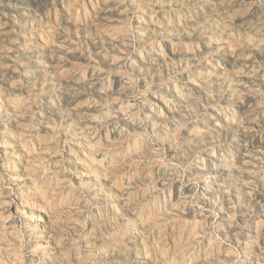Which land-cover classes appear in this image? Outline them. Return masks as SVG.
I'll use <instances>...</instances> for the list:
<instances>
[{"label":"rangeland","instance_id":"rangeland-1","mask_svg":"<svg viewBox=\"0 0 264 264\" xmlns=\"http://www.w3.org/2000/svg\"><path fill=\"white\" fill-rule=\"evenodd\" d=\"M263 119L264 0H0V264H251Z\"/></svg>","mask_w":264,"mask_h":264},{"label":"bare ground","instance_id":"bare-ground-1","mask_svg":"<svg viewBox=\"0 0 264 264\" xmlns=\"http://www.w3.org/2000/svg\"><path fill=\"white\" fill-rule=\"evenodd\" d=\"M161 22V21H160ZM123 36V35H122ZM110 37V36H109ZM115 37V36H114ZM113 38V37H112ZM121 43V42H120ZM154 46V45H153ZM145 48V47H144ZM150 48V47H149ZM151 49V48H150ZM153 52V51H152ZM154 53H155V51H154ZM140 55V54H139ZM212 58V57H211ZM205 61V60H204ZM203 62V61H202ZM148 63H149V61H148ZM208 63V62H207ZM114 65V64H113ZM196 65V64H195ZM194 65V66H195ZM118 68V67H117ZM196 68V67H195ZM224 68V67H223ZM177 69V68H176ZM191 69V68H190ZM143 70H144V68H143ZM192 70V69H191ZM215 72V71H214ZM220 72V71H219ZM141 73V72H140ZM184 74V73H183ZM216 74H218V73H216ZM109 75V74H108ZM151 75V74H150ZM196 75V74H195ZM116 76V75H115ZM177 76V75H176ZM215 76V75H214ZM120 77H122V76H120ZM182 77V76H181ZM259 77V76H258ZM257 77V78H258ZM100 78V77H99ZM147 78V77H146ZM111 79V78H110ZM120 80V79H119ZM123 79H121V81H122ZM205 80V79H204ZM191 81V80H190ZM202 81V80H201ZM114 82V81H113ZM204 82V81H203ZM104 83V82H103ZM101 84V83H100ZM105 84V83H104ZM163 84V83H162ZM197 84V83H196ZM99 85V84H98ZM121 85V84H120ZM87 86H88V84H87ZM104 86V85H103ZM124 86V85H123ZM89 87V86H88ZM178 87V86H177ZM90 88V87H89ZM94 88V87H93ZM171 88H172V85H171ZM198 88V87H197ZM173 89V88H172ZM176 89V88H175ZM184 89V87L182 88V90ZM187 89H188V87H187ZM102 90V89H101ZM125 90V89H124ZM174 90V89H173ZM210 90V89H209ZM116 91V90H115ZM118 91H119V89H118ZM121 91V90H120ZM180 92H182V91H180ZM208 92V91H207ZM191 93H193V92H191ZM123 94V93H122ZM152 94V93H151ZM261 94V93H260ZM54 95V94H53ZM129 95V94H128ZM150 95V94H149ZM253 95V94H252ZM46 96V95H45ZM127 96V95H126ZM178 96V95H177ZM189 96V95H188ZM221 96H223V95H221ZM44 97V96H43ZM55 97V96H54ZM168 97V96H167ZM179 97V96H178ZM256 97V96H255ZM202 98V97H201ZM245 98V97H244ZM124 99V98H123ZM130 99V98H129ZM199 99V98H198ZM51 101H52V99H50ZM184 100V99H183ZM220 100V99H219ZM222 100H223V98H222ZM241 100V99H240ZM260 99H258V101H259ZM65 101V100H64ZM63 101V102H64ZM179 101V100H178ZM243 101V100H242ZM128 102V101H127ZM132 102V101H131ZM176 102V101H175ZM209 102V101H208ZM211 102V101H210ZM238 102V101H237ZM243 102H245V101H243ZM121 103H122V101H121ZM123 103H125V101H123ZM258 103V102H257ZM260 103V102H259ZM151 104H152V102H151ZM164 104V103H163ZM211 104V103H210ZM214 104V103H213ZM54 105H56V104H54ZM76 105V104H75ZM98 105V104H97ZM131 105V104H130ZM144 105V104H143ZM147 105V104H146ZM149 105V104H148ZM175 105H176V103H175ZM174 105V106H175ZM236 105V104H235ZM248 105V104H247ZM254 105V104H253ZM257 105H259V104H257ZM116 106V105H115ZM156 106V105H155ZM213 106V105H212ZM216 106H218V105H216ZM234 106V105H233ZM238 106V105H237ZM244 106H245V104H244ZM255 106V105H254ZM104 107V106H103ZM131 107V106H130ZM135 107V106H134ZM159 107V106H158ZM211 107V106H210ZM220 107V106H219ZM223 107V106H222ZM230 107V106H229ZM228 107V108H229ZM251 107V106H250ZM126 108V107H125ZM136 108H138V107H136ZM179 108V107H178ZM184 108V107H183ZM183 108H181L182 110H183ZM206 108V107H205ZM243 108V107H242ZM257 108V107H256ZM128 109V108H127ZM141 109V108H140ZM148 109V108H147ZM158 109V108H157ZM163 109V108H162ZM215 109V108H214ZM244 109H245V107H244ZM154 110H156V109H154ZM167 110V109H166ZM165 110V111H166ZM216 110V109H215ZM231 110H233L232 108H231ZM139 111V110H138ZM138 111L136 112V113H138ZM158 111H160V110H158ZM213 111V110H212ZM225 111V110H224ZM227 111V110H226ZM225 111V112H226ZM252 111V110H251ZM259 111V110H258ZM262 111V110H261ZM122 112V111H121ZM120 112V113H121ZM156 112V111H155ZM181 112V111H180ZM204 112V111H203ZM202 112V113H203ZM253 112V111H252ZM252 112H251V114H252ZM129 113V112H128ZM130 113H131V111H130ZM144 113V112H143ZM154 113V112H153ZM159 113V112H158ZM158 113H156V115L158 114ZM187 113V112H186ZM207 113V112H206ZM221 113V112H220ZM254 113V112H253ZM255 113H257V112H255ZM259 113V112H258ZM38 114V113H37ZM141 114V113H140ZM182 114V113H181ZM185 114V113H184ZM184 114H182V115H184ZM195 114H197V113H195ZM224 114H226V113H224ZM243 114V113H242ZM261 114V113H260ZM127 115V114H126ZM133 115V114H132ZM137 115V114H136ZM147 115V114H146ZM153 115V114H152ZM161 115V114H160ZM194 115V114H193ZM199 115V114H198ZM210 115V114H209ZM211 115H213V114H211ZM215 115V114H214ZM227 115V114H226ZM229 115V114H228ZM259 115V114H258ZM125 116V115H124ZM131 116V115H130ZM129 116V117H130ZM141 116V115H140ZM143 116V115H142ZM151 116V115H150ZM167 116V115H166ZM221 116V115H220ZM249 116V115H248ZM254 116V115H253ZM253 116H250V117H253ZM263 116V115H262ZM136 117V116H135ZM145 117V116H144ZM210 117V116H209ZM243 117V116H242ZM246 117H247V115H246ZM249 117V118H250ZM259 117V116H258ZM128 118V117H127ZM126 118V119H127ZM133 118V117H132ZM152 118V117H151ZM163 118V117H162ZM173 118V117H172ZM177 118V117H176ZM228 117H226V119H227ZM245 118V117H244ZM253 118H255V117H253ZM101 119H103V118H101ZM136 119V118H135ZM134 119V120H135ZM147 119V118H146ZM178 119V118H177ZM230 119H232V118H230ZM259 119V118H258ZM128 120V119H127ZM133 120V119H132ZM150 120V119H149ZM174 120H176V119H174ZM192 120V119H191ZM190 120V121H191ZM197 120V119H196ZM264 120V119H263ZM185 121V120H184ZM194 121V120H193ZM201 121V120H200ZM203 121V120H202ZM202 121H201V123H202ZM136 122H139V121H136ZM142 122V121H141ZM208 122V121H207ZM210 122V121H209ZM223 122V121H222ZM228 122H229V120H228ZM109 123V122H108ZM127 123V122H126ZM159 123H161V122H159ZM193 123V122H192ZM204 123V122H203ZM230 123V122H229ZM236 123V122H235ZM110 124V123H109ZM108 124V125H109ZM147 124H148V122H147ZM158 124V123H157ZM188 124V123H187ZM191 124V123H190ZM194 124H196V122L194 123ZM122 125V124H121ZM140 125V124H139ZM144 125V124H143ZM160 125V124H159ZM185 125V124H184ZM219 125V124H218ZM217 125V126H218ZM234 125V124H233ZM243 124H241V126H242ZM83 126V125H82ZM141 126V125H140ZM195 126V125H194ZM148 127V126H147ZM161 127H162V125H161ZM185 127V126H184ZM103 128V127H102ZM122 128H125V127H122ZM146 128V127H145ZM178 128V127H177ZM182 128V127H181ZM188 128H189V126H188ZM212 128V127H211ZM243 128V127H242ZM247 128V127H246ZM70 129V128H69ZM87 129V128H86ZM104 129V128H103ZM128 129V128H127ZM186 129V128H185ZM46 130V129H45ZM114 130V129H113ZM116 130V129H115ZM129 130V129H128ZM238 130V129H237ZM108 131V130H107ZM127 131V130H126ZM132 131V130H131ZM138 131V130H137ZM168 131V130H167ZM175 131V130H174ZM180 130H178V132H179ZM186 131V130H185ZM184 131V132H185ZM249 131V130H248ZM87 132V131H86ZM133 132V131H132ZM134 132H135V130H134ZM134 132H133V134H134ZM170 132V131H169ZM168 132V133H169ZM181 132V131H180ZM187 132V131H186ZM185 132V133H186ZM212 132V131H211ZM68 133V132H67ZM116 133V132H115ZM136 133H138V132H136ZM140 133V132H139ZM262 133V132H261ZM155 134V133H154ZM165 134H167V133H165ZM164 134V135H165ZM210 134V133H209ZM213 134V133H212ZM66 135V134H65ZM116 135V134H115ZM126 135V134H125ZM171 135H172V131H171ZM176 135H177V133H176ZM191 135H193V134H191ZM109 136V135H108ZM134 136V135H133ZM132 136V137H133ZM166 136V135H165ZM180 136V135H179ZM189 136V135H188ZM229 136V135H228ZM139 137V136H138ZM177 137V136H176ZM204 137V136H203ZM240 137V136H239ZM238 137V138H239ZM97 138V137H96ZM107 138V137H106ZM112 138V137H111ZM115 138V137H114ZM119 138H121V137H119ZM126 138H127V136H126ZM169 138V137H168ZM196 138V137H195ZM194 138V139H195ZM198 138V137H197ZM262 138H264V137H262ZM141 138H139V140H140ZM199 139V138H198ZM115 140V139H114ZM119 140V139H118ZM126 140V139H125ZM172 140H174V138L172 139ZM215 140V139H214ZM245 140V139H244ZM43 141V140H42ZM100 141V140H99ZM101 141H102V139H101ZM183 141H185V140H183ZM187 141V140H186ZM190 141V140H189ZM240 141V140H239ZM260 141H262V140H260ZM128 142V141H127ZM167 142V141H166ZM169 142V141H168ZM193 142V141H192ZM197 142V141H196ZM227 142H229V140L227 141ZM247 142V141H246ZM78 143V142H77ZM100 143V142H99ZM225 142H223V144H224ZM232 143V142H231ZM244 143V142H243ZM8 144V143H7ZM95 144V143H94ZM128 144V143H127ZM215 144V143H214ZM261 143H259V145H260ZM140 145V144H139ZM216 145V144H215ZM218 145V144H217ZM232 145V144H231ZM248 145V144H247ZM246 145V146H247ZM263 145V144H262ZM120 146V145H119ZM131 146V145H130ZM147 146V145H146ZM169 146H170V144H169ZM168 146V147H169ZM184 146V145H183ZM220 146V145H219ZM227 146V145H226ZM246 146H244V148L246 147ZM115 147H116V145H115ZM132 147V146H131ZM140 147H141V145H140ZM180 147V146H179ZM211 147H213V145L211 146ZM215 147V146H214ZM218 147V146H217ZM120 147H118V149H119ZM150 148V147H149ZM149 148H147V149H149ZM170 148V147H169ZM181 148V147H180ZM186 148V147H185ZM188 148V147H187ZM210 148V147H209ZM223 148V147H222ZM151 149V148H150ZM183 149V148H182ZM208 149V148H207ZM215 149V148H214ZM213 149V150H214ZM238 149V148H237ZM154 150V149H153ZM173 150V149H172ZM184 151H185V149H183ZM220 150V149H219ZM261 150V149H260ZM121 151V150H120ZM130 151V150H129ZM225 151V150H224ZM230 151V150H229ZM240 151V150H239ZM29 152V151H28ZM118 152V151H117ZM138 152V151H137ZM150 152V151H149ZM171 152V151H170ZM175 152V151H174ZM198 152V151H197ZM249 152V151H248ZM78 153V152H77ZM81 153V152H80ZM135 153V152H134ZM154 153V152H153ZM181 153V152H180ZM201 153V152H200ZM205 153V152H204ZM213 153H215L214 151H213ZM219 153V152H218ZM137 154V153H136ZM230 154H232V153H230ZM247 154V153H246ZM195 155V154H194ZM204 155V154H203ZM236 155V154H235ZM251 155V154H250ZM90 156V155H89ZM129 156H130V154H129ZM197 156H198V154H197ZM229 156H233V155H229ZM119 157V156H118ZM126 157V156H125ZM147 157V156H146ZM177 157V156H176ZM192 157V156H191ZM194 157V156H193ZM201 158H202V156H200ZM199 157V158H200ZM218 157V156H217ZM228 157V156H227ZM238 157V156H237ZM247 157V156H246ZM101 158V157H100ZM99 158V159H100ZM106 158V157H105ZM151 158V157H150ZM178 158H180V156L178 157ZM215 158V157H214ZM224 158V157H223ZM231 158V157H230ZM233 158V157H232ZM235 158V157H234ZM233 158V159H234ZM77 159V158H76ZM94 159V158H93ZM104 159V158H103ZM133 159V158H132ZM147 159V158H146ZM193 159V158H192ZM191 159V160H192ZM251 159V158H250ZM254 159H256V158H254ZM111 160V159H110ZM115 160V159H114ZM119 160V159H118ZM141 160V159H140ZM143 160V159H142ZM194 160V159H193ZM220 160H221V158H220ZM227 160V159H226ZM10 161V160H9ZM11 161H13V160H11ZM90 161V160H89ZM136 161L138 162V159L136 158ZM144 161H145V159H144ZM186 161V160H185ZM213 161V160H212ZM211 161V162H212ZM227 161H229V160H227ZM243 161H245V160H243ZM64 162H65V160H64ZM67 162V161H66ZM102 162V161H101ZM114 162V161H113ZM146 163H147V161H145ZM190 163H191V161H189ZM192 162H194V161H192ZM247 162V161H246ZM19 163V162H18ZM98 163V162H97ZM111 163V162H110ZM117 163V162H116ZM124 163V162H123ZM139 163H141V162H139ZM145 163V164H146ZM186 163V162H185ZM221 163V162H220ZM244 163V162H243ZM64 164V163H63ZM101 164V163H100ZM107 164V163H106ZM138 164V163H137ZM144 164V163H143ZM189 164V163H188ZM211 164V163H210ZM216 164V163H215ZM215 164H213V166L215 165ZM218 164V163H217ZM248 164V163H247ZM260 164V163H259ZM19 165V164H18ZM101 165H103V164H101ZM131 165V164H130ZM146 165H148V164H146ZM212 165V164H211ZM227 165V164H226ZM237 165V164H236ZM245 165V164H244ZM135 166V165H134ZM139 166V165H138ZM144 166V165H143ZM151 166V165H150ZM187 166H189V165H187ZM191 166V165H190ZM207 166V165H206ZM216 166V165H215ZM221 166V165H220ZM254 166V165H253ZM137 167V166H136ZM226 167V166H225ZM9 168V167H8ZM63 168V167H62ZM141 168V167H140ZM144 168V167H143ZM142 168V169H143ZM190 168V167H189ZM196 168V167H195ZM198 168V167H197ZM206 168V167H205ZM220 168L221 167H219V170H220ZM246 168H248V167H246ZM64 169V168H63ZM138 169V168H137ZM154 169V168H153ZM202 169V168H201ZM221 169H223V168H221ZM237 169V168H236ZM264 169V168H263ZM129 170V169H128ZM146 170V169H145ZM150 170V169H149ZM155 170V169H154ZM194 170V169H193ZM249 170V169H248ZM254 170V169H253ZM34 171V170H33ZM94 171V170H93ZM136 171V170H135ZM139 171V170H138ZM142 171V170H141ZM152 171V170H151ZM202 171V170H201ZM51 172V171H50ZM53 172H54V170H53ZM131 172V171H130ZM140 172V171H139ZM150 172V171H149ZM193 172V171H192ZM198 172V171H197ZM65 173V172H64ZM67 173V172H66ZM91 173V172H90ZM160 173V172H159ZM169 173V172H168ZM167 173V174H168ZM171 173V172H170ZM169 173V174H170ZM173 173V172H172ZM191 173V172H190ZM224 173V172H223ZM234 173V172H233ZM250 173V172H249ZM257 172H255V174H256ZM264 173V172H263ZM56 174H57V172H56ZM76 174H78V173H76ZM126 174V173H125ZM138 174V173H137ZM140 174V173H139ZM141 174H143L142 172H141ZM166 174V175H167ZM189 174V173H188ZM199 174V173H198ZM258 174V173H257ZM62 175H63V173H62ZM123 175V174H122ZM220 175V174H219ZM223 175V174H222ZM240 175V174H239ZM135 176H136V174H135ZM208 176V175H207ZM213 176V175H212ZM243 176H245V175H243ZM257 176V178H258V175H256ZM21 177V176H20ZM145 177V176H144ZM165 177V176H164ZM191 177V176H190ZM209 177H211V176H209ZM255 177V176H254ZM14 178V177H13ZM58 178V177H57ZM157 178V177H156ZM202 178H205V177H202ZM216 178V177H215ZM219 178V177H218ZM248 178H250V177H248ZM70 179V178H69ZM168 179V181H169V178H167ZM174 180L176 179L175 178V176H174V178H173ZM196 179V178H195ZM220 179V178H219ZM253 179H255V178H253ZM261 179H263V178H261ZM261 179H260V181H261ZM47 180V179H46ZM45 180V181H46ZM208 180V179H207ZM245 180V179H244ZM87 181V180H86ZM148 181V180H147ZM159 181H161L160 179H159ZM158 181V182H159ZM163 181H164V179H163ZM203 181V180H202ZM231 181V180H230ZM257 181V180H256ZM157 182V183H158ZM199 182V181H198ZM218 182V181H217ZM251 182V181H250ZM249 182V183H250ZM252 182H253V180H252ZM54 183V182H53ZM201 183V182H200ZM206 183V182H205ZM209 183V182H208ZM244 183V182H243ZM245 183H246V180H245ZM58 184V183H57ZM96 184V183H95ZM153 184V183H152ZM156 184V183H155ZM174 184H175V182H174ZM207 184V183H206ZM220 184H221V182H220ZM10 185V184H9ZM8 185V186H9ZM149 185V184H148ZM167 185V184H166ZM208 185V184H207ZM228 185V184H227ZM262 185V184H261ZM7 186V187H8ZM23 186V185H22ZM44 186V185H43ZM69 186V185H68ZM105 186V185H104ZM109 186V185H108ZM152 186V185H151ZM204 186V185H203ZM260 186V185H259ZM116 187V186H115ZM146 187V186H145ZM148 187V186H147ZM169 187H170V185H169ZM177 187H179V185L177 186ZM202 187V186H201ZM230 187V186H229ZM232 187V186H231ZM261 187V186H260ZM2 188V187H1ZM20 188H21V186H20ZM60 188V187H59ZM135 188V187H134ZM264 188V187H263ZM64 189V188H63ZM62 189V190H63ZM66 189V188H65ZM137 189V188H136ZM135 189V190H136ZM139 189H140V187H139ZM138 189V190H139ZM143 189H144V187H143ZM142 189V190H143ZM152 189L154 190V188H153V186H152ZM168 189V188H167ZM166 189V190H167ZM171 189V188H170ZM206 189V188H205ZM237 189V188H236ZM240 189V188H239ZM245 189V188H244ZM18 190V189H17ZM86 190V189H85ZM96 190V189H95ZM151 190V189H150ZM179 190H181V189H179ZM179 190H177V191H179ZM211 190V189H210ZM72 191V190H71ZM107 191H108V189H107ZM125 191V190H124ZM123 191V192H124ZM129 191V190H128ZM156 191V190H155ZM161 192H162V190H160ZM171 191V190H170ZM196 191V190H195ZM200 191V190H199ZM252 191V190H251ZM250 191V192H251ZM59 192V191H58ZM81 192V191H80ZM79 192V193H80ZM146 192H147V190H146ZM180 192H182V191H180ZM184 192H186V191H184ZM220 192V191H219ZM247 192V191H246ZM64 193V192H63ZM97 193V192H96ZM129 193V192H128ZM131 193V192H130ZM136 193V192H135ZM160 193V192H159ZM193 193V192H192ZM200 193V192H199ZM198 193V194H199ZM202 193V192H201ZM259 193V192H258ZM147 194V193H146ZM182 194V193H181ZM190 194V193H189ZM231 194V193H230ZM240 194V193H239ZM250 194V193H249ZM249 194H247V195H249ZM262 194V193H261ZM68 195V194H67ZM81 195V194H80ZM96 195V194H95ZM154 195V194H153ZM157 195V194H156ZM160 195V194H159ZM163 195V194H162ZM225 195H227V194H225ZM251 195V194H250ZM258 195V194H257ZM11 196V195H10ZM61 196V195H60ZM63 196V195H62ZM99 196V195H98ZM125 196V195H124ZM139 196V195H138ZM186 196H187V194H186ZM227 196H229V198H230V195H227ZM239 196V195H238ZM13 197V196H12ZM73 197H74V195H73ZM154 197V196H153ZM155 197H157V196H155ZM168 197V196H167ZM177 197V196H176ZM224 197V196H223ZM226 197V196H225ZM252 197V196H251ZM10 198V197H9ZM61 198V197H60ZM133 198V197H132ZM150 198V197H149ZM160 198V197H159ZM172 198V197H171ZM191 198H192V196H191ZM199 198V197H198ZM200 198H202V197H200ZM212 198V197H211ZM228 198V197H227ZM226 198V199H227ZM237 198V197H236ZM239 198V197H238ZM93 199V198H92ZM138 199V198H137ZM136 199V200H137ZM187 199H188V197H187ZM231 199V198H230ZM234 199V198H233ZM244 199V198H243ZM260 199V198H259ZM263 199V198H262ZM24 200V199H23ZM61 200V199H60ZM77 200V199H76ZM130 200V199H129ZM141 200V199H140ZM178 200V199H177ZM232 200V199H231ZM13 201V200H12ZM83 201V200H82ZM105 201V200H104ZM195 201V200H194ZM208 201V200H207ZM213 201V200H212ZM223 201V200H222ZM221 201V202H222ZM225 201V200H224ZM233 201V200H232ZM257 201V200H256ZM7 202V201H6ZM152 201L150 200V202L149 203H151ZM182 202V201H181ZM186 202H188V201H186ZM205 202V201H204ZM2 203V202H1ZM73 203V202H72ZM160 203V202H159ZM197 203V202H196ZM202 203V202H201ZM206 203V202H205ZM228 203V202H227ZM234 203V202H233ZM13 204V203H12ZM16 204V203H15ZM14 204V205H15ZM20 204V203H19ZM58 204V203H57ZM133 204H134V202H133ZM145 204V203H144ZM167 204V203H166ZM184 204V203H183ZM204 204V203H203ZM209 204V203H208ZM213 204V203H212ZM217 204V203H216ZM226 204V203H225ZM89 205V204H88ZM107 205H108V203H107ZM2 206V205H1ZM70 206V205H69ZM155 206V205H154ZM160 206V205H159ZM167 206V205H166ZM185 206V208H186V205H184ZM224 206V205H223ZM248 206V205H247ZM4 207V206H3ZM71 207V206H70ZM98 207V206H97ZM100 207V206H99ZM116 207V206H115ZM126 207V206H125ZM137 207V206H136ZM148 207V206H147ZM189 207V206H188ZM255 207V206H254ZM6 208V207H5ZM105 208V207H104ZM141 208V207H140ZM139 208V209H140ZM143 209H145L144 207H142ZM156 208V207H155ZM247 208V207H246ZM2 209V208H1ZM10 209V208H9ZM96 209V208H95ZM101 209V208H100ZM187 209V208H186ZM185 209V210H186ZM191 209H192V207H191ZM235 209V208H234ZM257 209V208H256ZM8 210V209H7ZM13 210H15V209H13ZM97 210V209H96ZM114 210V209H113ZM147 210V209H146ZM184 210V211H185ZM238 210V209H237ZM250 210V209H249ZM5 211H6V209H5ZM75 211V210H74ZM87 211V210H86ZM105 211V210H104ZM183 211V210H182ZM183 211V212H184ZM188 211V210H187ZM189 211H191V210H189ZM239 211V210H238ZM261 211H263V210H261ZM96 212V211H95ZM99 212V211H98ZM116 212V211H115ZM182 212V213H183ZM218 212H220V210L218 211ZM223 212V211H222ZM243 212V211H242ZM258 212V211H257ZM7 213V212H6ZM5 213V214H6ZM12 213V212H11ZM94 213V212H93ZM137 213V212H136ZM139 213H141L140 211H139ZM169 213V212H168ZM177 213V212H176ZM193 213H194V211H193ZM202 213V212H201ZM221 213V212H220ZM234 213V212H233ZM232 213V214H233ZM235 213H236V210H235ZM248 213V212H247ZM9 214H10V212H9ZM17 214V213H16ZM180 214V213H179ZM184 214V213H183ZM188 214V213H187ZM237 214V213H236ZM11 215V214H10ZM58 215V214H57ZM95 215V214H94ZM138 215V214H137ZM156 215V214H155ZM171 215V214H170ZM177 215V214H176ZM220 215V214H219ZM238 215H239V213H238ZM252 215H253V213H252ZM251 215V216H252ZM254 215H258V214H254ZM6 216H9V215H6ZM75 216V215H74ZM77 216V215H76ZM96 216V215H95ZM167 216V215H166ZM174 216V215H173ZM183 216V215H182ZM201 216V215H200ZM204 216V215H203ZM209 216V215H208ZM221 216V215H220ZM244 216H246V215H244ZM259 216H260V214H259ZM262 216V215H261ZM37 217V216H36ZM142 217V216H141ZM161 217V216H160ZM195 217V216H194ZM223 217V216H222ZM224 217H225V220H224V222H225V227L227 228V232L229 231V232H231L232 231V226H230V223H229V221H228V212H226L225 213V215H224ZM263 217V216H262ZM261 217V218H262ZM34 218V217H33ZM55 218H57V217H55ZM63 218V217H62ZM167 218H169V216L167 217ZM230 218V217H229ZM7 219V218H6ZM82 219V218H81ZM160 219V218H159ZM187 219V218H186ZM195 220H196V218H194ZM193 219V220H194ZM220 219V218H219ZM231 219V218H230ZM240 219V218H239ZM1 221H2V219H0ZM10 220V219H9ZM13 220V219H12ZM36 220V219H35ZM35 220H34V222H35ZM87 220V219H86ZM175 220V219H174ZM173 220V221H174ZM185 220V219H184ZM191 220V219H190ZM258 220V219H257ZM261 220H264V219H261ZM65 221V220H64ZM89 221V220H88ZM169 221V220H168ZM177 221V220H176ZM182 221V220H181ZM203 221H205V220H203ZM211 221V220H210ZM214 221V220H213ZM241 221V220H240ZM112 222V221H111ZM167 222V221H166ZM187 222V221H186ZM191 222V221H190ZM195 223H196V221H194ZM198 222V221H197ZM206 222V221H205ZM220 222V221H219ZM218 222V223H219ZM260 222V221H259ZM28 223V222H27ZM89 223V222H88ZM91 223V222H90ZM169 223V222H168ZM171 223V222H170ZM175 223V222H174ZM180 223V222H179ZM179 223H177V224H179ZM192 223V222H191ZM199 223V222H198ZM207 223V222H206ZM222 223V222H221ZM251 223V222H250ZM256 223V222H255ZM8 224V223H7ZM108 224V223H107ZM110 224V223H109ZM161 224V223H160ZM186 224H188V223H186ZM193 224V223H192ZM233 224V223H232ZM238 224V223H237ZM260 224V223H259ZM15 225V224H14ZM37 225V224H36ZM105 225V224H104ZM158 225V224H157ZM217 225V224H216ZM239 225V224H238ZM261 225H263V224H261ZM73 226V225H72ZM80 226V225H79ZM188 226H190V225H188ZM197 226V225H196ZM200 226H202V225H200ZM234 226V225H233ZM247 226V225H246ZM173 227H174V225H173ZM187 227V226H186ZM185 227V228H186ZM192 227V226H191ZM198 227V226H197ZM196 227V228H197ZM210 227V226H209ZM218 227H219V225H218ZM238 227V226H237ZM243 227V226H242ZM1 228V227H0ZM4 228V227H3ZM39 228V227H38ZM176 228V227H175ZM190 228V227H189ZM205 228H206V226H205ZM220 228V227H219ZM8 230H9V228H7ZM25 229H26V227H25ZM35 229V228H34ZM93 229H94V227H93ZM174 229V228H173ZM180 229V228H179ZM184 229V228H183ZM222 229V228H221ZM239 229V228H238ZM250 229V228H249ZM252 229V228H251ZM250 229V230H251ZM264 229V228H263ZM262 229V230H263ZM53 230H54V228H53ZM74 230V229H73ZM186 230V229H185ZM188 230V229H187ZM196 230V229H195ZM198 230V229H197ZM242 230V229H241ZM258 230H259V228H258ZM261 230V229H260ZM259 230V231H260ZM5 231V230H4ZM7 231V230H6ZM71 231V230H70ZM79 231V230H78ZM78 231H76V232H78ZM96 231V230H95ZM151 231V230H150ZM174 231V230H173ZM183 231V230H182ZM256 231V230H255ZM16 232V230H14V233ZM31 232V231H30ZM90 232V231H89ZM155 232V231H154ZM165 232H167V231H165ZM189 232V231H188ZM190 232H191V230H190ZM212 232V231H211ZM215 232V231H214ZM6 233V232H5ZM10 233H12L11 231H10ZM17 233L18 232H16L15 234H16V236H17ZM75 233V232H74ZM80 233V232H79ZM78 233V234H79ZM98 233H99V231H98ZM125 234H126V232H124ZM123 233V234H124ZM181 233H184V231L183 232H181ZM233 233H235V232H233ZM248 233V232H247ZM246 233V234H247ZM251 233V232H250ZM257 233H258V231H257ZM256 233V234H257ZM4 234V233H3ZM137 234V233H136ZM152 234H153V231H152ZM212 234V233H211ZM214 234V233H213ZM14 235V234H13ZM90 235H91V233H90ZM96 235V234H95ZM111 235V234H110ZM126 235H128V234H126ZM156 235V234H155ZM164 235V234H163ZM178 235H179V233H178ZM191 235H194V234H191ZM196 235V234H195ZM194 235V239H196V236ZM198 235V234H197ZM216 235V234H215ZM219 235V234H218ZM225 235H227V234H225ZM242 235V234H241ZM252 235V234H251ZM261 235V234H260ZM30 236V235H29ZM61 236V235H60ZM71 236V235H70ZM79 236H80V234H79ZM86 236V235H85ZM147 236V235H146ZM152 236V235H151ZM168 236H170V235H168ZM186 236V235H185ZM185 236H183V237H185ZM204 236V235H203ZM212 236V235H211ZM223 236V235H222ZM221 236V237H222ZM5 237V236H4ZM3 237V238H4ZM18 237V236H17ZM54 237H55V235H54ZM149 237V236H148ZM191 237V236H190ZM202 237V236H201ZM216 237V236H215ZM218 237V236H217ZM226 237V236H225ZM254 237V236H253ZM264 237V236H263ZM1 239H2V237H0ZM13 238V237H12ZM33 238V237H32ZM35 238V237H34ZM62 238V237H61ZM82 238V237H81ZM164 238V237H163ZM166 238V237H165ZM207 238H208V236H207ZM222 238H224V237H222ZM15 239H17V238H15ZM39 239V238H38ZM54 239V238H53ZM68 239H70V237L68 238ZM184 239V238H183ZM203 239V238H202ZM209 239V238H208ZM229 239V238H228ZM238 239V238H237ZM245 239H246V237H245ZM244 239V240H245ZM251 239V238H250ZM32 240V239H31ZM60 240V239H59ZM62 240V239H61ZM149 240V239H148ZM215 240H216V238H215ZM231 240V239H230ZM233 240V239H232ZM248 240H249V238H248ZM17 241V240H16ZM82 241V240H81ZM189 241V240H188ZM236 241V240H235ZM251 241V240H250ZM256 241H258V240H256ZM10 242V241H9ZM15 242V241H14ZM35 242V241H34ZM137 242V241H136ZM197 242V241H196ZM205 242V241H204ZM208 242H209V240H208ZM213 242H215L214 240H213ZM245 242H246V240H245ZM16 243V242H15ZM19 243V242H18ZM29 243H30V241H29ZM61 243V242H60ZM69 243V242H68ZM80 243V242H79ZM120 243V242H119ZM122 243V242H121ZM147 243V242H146ZM159 243V242H158ZM236 243V242H235ZM244 243V242H243ZM242 243V244H243ZM249 243V242H248ZM252 243V242H251ZM32 244V243H31ZM41 244V243H40ZM46 244V243H45ZM123 244V243H122ZM178 244H181V242H179ZM201 244H203V243H201ZM207 244V243H206ZM218 244V243H217ZM238 244V243H237ZM241 244V243H240ZM258 244H260V243H258ZM4 245V244H3ZM29 245V244H28ZM119 245V244H118ZM125 245H126V243H125ZM220 245V244H219ZM250 245V244H249ZM248 245V246H249ZM20 246V245H19ZM22 246V245H21ZM74 246H76V245H74ZM167 246V245H166ZM181 246V245H180ZM193 246H194V244H193ZM196 246V245H195ZM214 246V245H213ZM222 247H223V245H221ZM242 246V245H241ZM244 246V245H243ZM257 246V245H256ZM256 246H255V249H256ZM259 246V245H258ZM8 247H11V246H8ZM16 247H18V246H16ZM128 247V246H127ZM142 247V246H141ZM165 247V246H164ZM169 247V246H168ZM216 247V246H215ZM220 247V246H219ZM239 247V246H238ZM246 247V246H245ZM250 247V246H249ZM15 248V247H14ZM75 248V247H74ZM106 248V247H105ZM110 248V247H109ZM108 248V249H109ZM163 248V247H162ZM198 248V247H197ZM201 248H202V246H201ZM200 248V249H201ZM214 248V247H213ZM235 248V247H234ZM244 248V247H243ZM7 249V248H6ZM67 249V248H66ZM78 249V248H77ZM83 249V248H82ZM94 249V248H93ZM149 249V248H148ZM182 249V248H181ZM187 249V248H186ZM195 249V248H194ZM216 249H217V247H216ZM220 249V248H219ZM246 249V248H245ZM0 250H1V248H0ZM11 250V249H10ZM15 250V249H14ZM22 250V249H21ZM71 250V249H70ZM90 250V249H89ZM101 250V249H100ZM193 250V249H192ZM225 250V249H224ZM69 251V250H68ZM107 251V250H106ZM202 251V250H201ZM210 251V250H209ZM215 251V250H214ZM221 251V250H220ZM229 251V250H228ZM240 251V250H239ZM10 252V251H9ZM12 252H13V250H12ZM20 252V251H19ZM93 252V251H92ZM98 252V251H97ZM143 252V251H142ZM165 252V251H164ZM193 252V251H192ZM219 252V251H218ZM16 253V252H15ZM18 253V252H17ZM37 253V252H36ZM40 253V252H39ZM78 253V252H77ZM113 253V252H112ZM115 253H117V252H115ZM120 253V252H119ZM206 253V252H205ZM21 254V253H20ZM31 254V253H30ZM80 254V253H79ZM83 254V253H82ZM169 254V253H168ZM193 254V253H192ZM195 254V253H194ZM217 254V253H216ZM219 254V253H218ZM220 254H222V253H220ZM219 254V255H220ZM241 254H242V252H241ZM12 255V254H11ZM99 255V254H98ZM199 255V254H198ZM224 255V254H223ZM226 255H228V254H226ZM232 255V254H231ZM21 256V255H20ZM34 256V255H33ZM78 256H80V255H78ZM82 256V255H81ZM191 256V255H190ZM190 256H189V258H190ZM246 256H249L248 258H246ZM14 257V256H13ZM15 257H17V256H15ZM14 257V258H15ZM161 257H162V255H161ZM168 257V256H167ZM209 257V256H208ZM220 257H222V256H220ZM94 258V257H93ZM207 258V257H206ZM235 258V257H234ZM245 258L246 259H249L250 261H251V264H264V248L262 249V251H256V250H254L253 248H248L247 249V251L245 250ZM1 259V258H0ZM18 259H20V258H18ZM22 259V258H21ZM24 259V258H23ZM96 259V258H95ZM208 259V258H207ZM218 259V258H217ZM220 259V258H219ZM3 260V259H2ZM97 260V259H96ZM166 260V259H165ZM192 260V259H191ZM245 260V259H244ZM5 261H7V260H5ZM13 261V260H12ZM22 261H24V260H22ZM22 261H20V262H22ZM28 261V260H27ZM62 261V260H61ZM85 261V260H84ZM87 261V260H86ZM109 261V260H108ZM189 261V260H188ZM217 261V260H216ZM220 261V260H219ZM243 261V260H242ZM3 262V261H2ZM20 262H19V264H20ZM30 262V261H29ZM162 262V261H161ZM174 262V261H173ZM210 262V261H209ZM235 262V261H234ZM24 263V262H23ZM94 263V262H93ZM130 263V262H129ZM163 263V262H162ZM187 263H189V262H187ZM213 263V262H212ZM230 263H232V262H230ZM238 263H240V262H238ZM8 264V263H7ZM13 264H14V262H13ZM16 264V263H15ZM29 264V263H28ZM125 264V263H124ZM206 264V263H205Z\"/></svg>","mask_w":264,"mask_h":264}]
</instances>
